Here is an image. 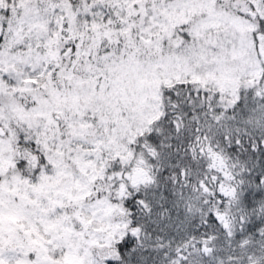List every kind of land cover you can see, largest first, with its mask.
Returning a JSON list of instances; mask_svg holds the SVG:
<instances>
[{
	"label": "rangeland",
	"instance_id": "1",
	"mask_svg": "<svg viewBox=\"0 0 264 264\" xmlns=\"http://www.w3.org/2000/svg\"><path fill=\"white\" fill-rule=\"evenodd\" d=\"M247 1L264 19V0ZM217 2L0 0V264L116 260L131 223L114 200L138 182L155 225H176L167 240L145 237L177 247L172 263L157 247L153 264H181L187 250L194 256L184 264H264L263 168L225 147L264 137V34ZM64 32L78 50L56 78ZM169 89L190 103L182 115L193 113L194 126L178 112L175 125L182 140L195 127V165L170 152L179 146L169 138L151 142ZM251 89L253 107L242 101ZM20 137L42 154L35 175L16 170ZM208 216L226 226L227 249L215 238L182 241Z\"/></svg>",
	"mask_w": 264,
	"mask_h": 264
},
{
	"label": "trees",
	"instance_id": "2",
	"mask_svg": "<svg viewBox=\"0 0 264 264\" xmlns=\"http://www.w3.org/2000/svg\"><path fill=\"white\" fill-rule=\"evenodd\" d=\"M217 7L220 10L227 11L229 13L238 15L243 18H250L252 19L257 27L258 32L264 34V19L257 14L256 10L252 6V4L247 0H229V1H222L218 0ZM57 55H58V66H56L57 72H55L56 78H58L59 72L71 66L76 60V53L78 50L77 41L70 38L69 35L64 32L63 37L59 40L57 46ZM80 65H82V61H79ZM179 91V90H178ZM257 89H251L248 92L247 97H244L242 101L247 99L250 102V107L254 106V97L257 94ZM167 103L165 100V105L167 106L166 116L162 118V120L157 124L155 127V131L153 135L150 137L151 142L156 144L158 141L161 142L162 139L169 138V142L171 144H177L179 147H175V149H171L170 152L175 153H182L183 151L189 156V164L190 162L193 164V161H190L191 155L199 154V148H197V142H194V130L195 127L188 132L185 130V134L183 136V140L181 139V131H177L176 123L179 120L181 123V118L177 117L176 114L182 115L183 111L186 110V106L190 104L189 102L185 101L183 95L178 97L176 92H172L170 89L165 92ZM189 97V100H193L192 95H186ZM186 98V97H185ZM174 103V106H173ZM179 109L181 112L177 111ZM192 115L190 117L183 116L182 117V125L186 127H193L195 123L192 122ZM190 121V122H188ZM251 136H255V134H251ZM249 136L248 139L242 140V144L239 146H229V157H236L239 159H244L246 157H251L254 159L255 163L258 164L259 167L263 168V170H259L260 173H264V137H251ZM174 137H179L181 141H178ZM176 140H174V139ZM255 141L258 144V147H252V142ZM152 144V145H153ZM154 146V145H153ZM156 147V146H155ZM157 148V147H156ZM169 153V151H167ZM14 156L17 162L16 170L21 173L23 176H29L34 171V175L38 172V167L35 166L33 157L38 156L39 163H43V157L40 151L37 149L34 142H27L24 141L23 137H20L17 140V143L14 144ZM263 165V166H262ZM258 172V170H257ZM250 180H254V178H249ZM253 182V181H252ZM180 184H184L180 182ZM259 184V183H258ZM257 184V185H258ZM129 186V185H128ZM259 186V185H258ZM130 192H134L133 187H128ZM136 195L129 198H113V194L109 195V198L114 202L118 203L126 212L127 220L132 225V230L139 229L138 236L135 237L132 233H129L123 241L116 245L115 252L117 253V259L109 262L108 264H153L155 263V254L157 249L158 241H145L147 236L151 234L159 235L162 240L166 236L172 235L174 233V228L176 227H169V230L163 231V226L158 227L155 225L154 222L160 220V217L157 214L150 215L146 214L144 210V197L140 188L136 190ZM158 212V211H157ZM160 213H163L162 211ZM210 225L213 226V233H217V231L222 232L221 229H218V223L216 219L213 217H209ZM208 222V223H209ZM164 224V223H163ZM165 225V224H164ZM209 225V226H210ZM201 229L207 230L206 228H210L209 226L202 225ZM141 230L145 232V234H141ZM198 233L199 230L196 229V226L192 227L188 234ZM165 233V234H164ZM252 232L251 234H253ZM187 235V234H186ZM144 237L143 242H141V238ZM159 244H163L159 242ZM165 247V245L163 244ZM176 245L170 244L169 247L166 246L169 251L174 250ZM177 248V247H176ZM175 248V249H176ZM221 248V247H220ZM153 250V251H152ZM160 257V256H159ZM161 258V257H160ZM168 261V260H167Z\"/></svg>",
	"mask_w": 264,
	"mask_h": 264
},
{
	"label": "flooded vegetation",
	"instance_id": "3",
	"mask_svg": "<svg viewBox=\"0 0 264 264\" xmlns=\"http://www.w3.org/2000/svg\"><path fill=\"white\" fill-rule=\"evenodd\" d=\"M216 142H221V140H220V137H218L217 136V139L215 140ZM194 142H197L195 139H194ZM213 142V141H212ZM197 144H198V142H197ZM226 146V152L229 154V147H227V144H225ZM197 148H199V145H197ZM199 151H200V149H199ZM199 156H201L200 154H194V155H191V159H190V161H193V164L190 162V165H195L196 163H197V159H198V157ZM182 162H184V163H186L187 165L189 164V156H185L184 158H183V160H182ZM199 163H200V161H199ZM199 163H198V167H199ZM182 164V163H181ZM182 165H184V164H182ZM196 168V166H194L193 167V169H195ZM198 169V168H197ZM197 169H195V171H197ZM140 172H142V170H140ZM193 182V181H192ZM139 183V182H138ZM138 183H129V186H131V187H133V190H134V192H130V190H129V186H126V195L124 196V197H120V198H129V197H133L134 195H136L137 193H136V190L138 189V188H140V186L141 185H138ZM184 184H182V185H184V186H187V183L186 182H183ZM181 185V184H180ZM227 198L226 197H221V199H217L216 200V202L217 203H220L221 202V204H220V207L221 208H223L224 209V207H225V204H226V200ZM214 197H213V195L211 196V204H213L214 202ZM118 207H121L118 203H115ZM122 208V207H121ZM222 210V209H221ZM161 216H163V213H161ZM211 218H212V216H210ZM126 218H127V216H126ZM203 220V221H202ZM201 220V222H202V224H201V227H204V226H202V225H206V227L207 226H209L210 225V222H209V216L208 217H206V218H204V219H202ZM128 221V220H127ZM129 222V221H128ZM198 222H200V221H198ZM197 222V223H198ZM209 222V223H208ZM217 223L219 224L220 222L219 221H217ZM196 224V223H195ZM195 224L193 225V226H195ZM260 224V223H259ZM260 225H257V227H259ZM130 227H132V225L130 226ZM201 227H199L198 228V230H199V232L198 233H195V234H190L191 236V238H193L194 240H196V239H198L199 241H201V240H205V239H213V238H215L216 240H218L219 239V241H217L216 242V247H217V250H218V247L220 246V247H222V250H223V248L224 249H227L228 247H229V243L226 241V231H227V228H226V226L224 225V226H222L221 225V228L219 227L218 229H221V231L222 232H219V231H217V233H213V226L212 225H210L209 227L210 228H206L207 230H204V229H201ZM257 231H259V230H257ZM133 232H135V233H133ZM130 233H132V235L133 236H135V237H137L138 236V233H139V229H135V230H132V228H131V231H130ZM189 236V234H187V235H185L184 236V240H182L183 242H184V244H186L187 243V237ZM185 237H186V239H185ZM215 240V241H216ZM198 245H201V243H198ZM178 246H182V243L181 244H179ZM157 247H164L163 246V244H157ZM165 248V247H164ZM173 251H175V250H172V251H170V254L168 253V249H166V251H161L160 253H162L163 254V258H164V263L167 261V263H172V262H174L175 260H176V253H172ZM190 251L189 250H187V252H185V254L184 255H182L181 257H180V263L181 264H184V263H186V261L188 260V259H190V257L189 256H191V255H193L191 252V254L189 253ZM186 256V257H185ZM194 256V255H193ZM158 260H161L162 261V259L159 257V259ZM210 262H208V263H206L205 262V264H209ZM211 263H212V261H211Z\"/></svg>",
	"mask_w": 264,
	"mask_h": 264
}]
</instances>
